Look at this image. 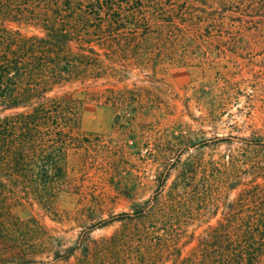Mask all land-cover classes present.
<instances>
[{
  "label": "trees",
  "instance_id": "16d2710c",
  "mask_svg": "<svg viewBox=\"0 0 264 264\" xmlns=\"http://www.w3.org/2000/svg\"><path fill=\"white\" fill-rule=\"evenodd\" d=\"M189 1L0 0V226L13 219L12 196L46 205L43 196L59 191L85 101L105 96L128 111L132 71L192 66L195 51L237 54L264 43V0ZM247 80L264 89L260 77ZM239 140L242 159L231 155L193 183L184 175L164 206L156 196L139 207L137 230L86 247V264H264V162L253 156L264 132ZM225 189L238 197L218 201ZM204 200L223 217L186 252L180 224Z\"/></svg>",
  "mask_w": 264,
  "mask_h": 264
},
{
  "label": "rangeland",
  "instance_id": "374dc122",
  "mask_svg": "<svg viewBox=\"0 0 264 264\" xmlns=\"http://www.w3.org/2000/svg\"><path fill=\"white\" fill-rule=\"evenodd\" d=\"M190 58L192 66L167 61L132 71L128 111H115L105 96L82 104L57 195L43 196L46 205L25 194L11 197L13 219L0 226V264H86V247L137 230L144 223L139 207L156 196L164 206L184 175L193 183L231 155L242 159L247 148L239 139L264 132V89L247 80L260 77L264 85V43L253 52L213 48ZM255 150L264 162V147ZM216 194L233 201L239 190ZM222 211L197 201L180 224L186 252ZM70 248L76 251L68 257Z\"/></svg>",
  "mask_w": 264,
  "mask_h": 264
}]
</instances>
